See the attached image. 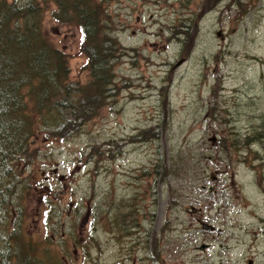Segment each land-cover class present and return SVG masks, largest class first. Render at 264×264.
I'll return each mask as SVG.
<instances>
[{
	"label": "rangeland",
	"instance_id": "374dc122",
	"mask_svg": "<svg viewBox=\"0 0 264 264\" xmlns=\"http://www.w3.org/2000/svg\"><path fill=\"white\" fill-rule=\"evenodd\" d=\"M16 1L43 10L71 87L83 85L79 26L53 19L54 0ZM98 12L120 47L116 89L68 133L36 129L11 161L0 264H264V138L245 140L264 136V0Z\"/></svg>",
	"mask_w": 264,
	"mask_h": 264
},
{
	"label": "trees",
	"instance_id": "16d2710c",
	"mask_svg": "<svg viewBox=\"0 0 264 264\" xmlns=\"http://www.w3.org/2000/svg\"><path fill=\"white\" fill-rule=\"evenodd\" d=\"M104 1L54 0L53 19L79 26L87 59L88 80L73 88L67 55L43 31V10L33 2L0 0L1 200L9 202L4 190L12 188L13 181H5L14 176L11 161L26 150L36 129L53 137L68 133L63 126L92 119L116 89L113 60L120 47L108 36V20H100L98 8ZM254 137L264 138L246 137L247 144Z\"/></svg>",
	"mask_w": 264,
	"mask_h": 264
},
{
	"label": "water",
	"instance_id": "95a60500",
	"mask_svg": "<svg viewBox=\"0 0 264 264\" xmlns=\"http://www.w3.org/2000/svg\"><path fill=\"white\" fill-rule=\"evenodd\" d=\"M213 142L215 141V136H211L210 138ZM210 178L213 180L215 179V174L214 173H211L210 174ZM198 223L200 224L201 228L204 229V230H208V231H211L214 229V227L212 225H209L205 222H202L200 220H198Z\"/></svg>",
	"mask_w": 264,
	"mask_h": 264
},
{
	"label": "flooded vegetation",
	"instance_id": "af4514ba",
	"mask_svg": "<svg viewBox=\"0 0 264 264\" xmlns=\"http://www.w3.org/2000/svg\"><path fill=\"white\" fill-rule=\"evenodd\" d=\"M205 247H206V245H203V246L201 247V249L204 250ZM223 254H225V253H223ZM257 254H258V253H257ZM257 254H256V255H253L252 257H248V259H247V264H255L256 261H257Z\"/></svg>",
	"mask_w": 264,
	"mask_h": 264
},
{
	"label": "bare ground",
	"instance_id": "6f19581e",
	"mask_svg": "<svg viewBox=\"0 0 264 264\" xmlns=\"http://www.w3.org/2000/svg\"><path fill=\"white\" fill-rule=\"evenodd\" d=\"M263 139V138H262ZM134 140V139H133Z\"/></svg>",
	"mask_w": 264,
	"mask_h": 264
}]
</instances>
